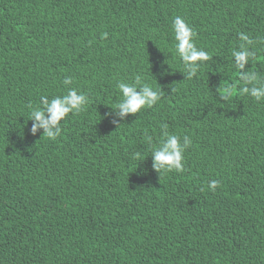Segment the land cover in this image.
<instances>
[{
  "label": "trees",
  "instance_id": "16d2710c",
  "mask_svg": "<svg viewBox=\"0 0 264 264\" xmlns=\"http://www.w3.org/2000/svg\"><path fill=\"white\" fill-rule=\"evenodd\" d=\"M176 16L210 56L190 80ZM241 32L243 71L264 77V0H0V264H264V101L240 93ZM137 74L161 99L121 118ZM68 87L86 109L32 135L31 110ZM165 124L192 144L160 176L144 135Z\"/></svg>",
  "mask_w": 264,
  "mask_h": 264
},
{
  "label": "clouds",
  "instance_id": "9594fccd",
  "mask_svg": "<svg viewBox=\"0 0 264 264\" xmlns=\"http://www.w3.org/2000/svg\"><path fill=\"white\" fill-rule=\"evenodd\" d=\"M174 32V50L183 63V73L186 79H192L197 75L199 68L203 62L210 59L209 53L202 48H198L195 42L197 33L181 16H176L172 24ZM103 38H107V33L103 34ZM240 44L238 49L232 50L231 56L235 60V68L239 72V80L245 86L240 87L241 95H249L255 101H264V77L252 71L245 73L243 69L249 63L250 59L256 56L255 43L248 34L239 33ZM264 43V39L259 41ZM64 85L73 84L72 77H66L63 81ZM247 85H252L248 87ZM121 94V101L112 108L117 111L119 117L124 118L129 114L135 115L142 109L153 108L161 99L160 92L151 85L144 83L143 77L139 74L135 76L134 83H126L121 81L117 85ZM175 89H172L174 92ZM225 94L221 97L223 101L233 94L231 86L224 89ZM42 107L33 108L31 110V118L33 121L31 126V134L36 135L40 129H43L42 137L56 140L62 132V121H66L69 114H79L84 111L89 104V97L84 92L78 91L74 87H68L64 95H57L49 100L48 96H42L40 100ZM108 115H111L109 113ZM117 128L120 124L116 121ZM168 126L162 125V135L159 143L153 145V137L147 133L144 135V142L152 145L153 168L160 173L167 172H183L184 154L191 146L192 141L189 136L182 138L172 134L167 130ZM132 159L137 161L144 160V156L139 152L132 155ZM219 181L213 180L209 187L212 191H216Z\"/></svg>",
  "mask_w": 264,
  "mask_h": 264
}]
</instances>
